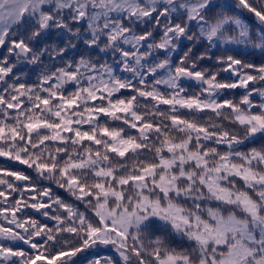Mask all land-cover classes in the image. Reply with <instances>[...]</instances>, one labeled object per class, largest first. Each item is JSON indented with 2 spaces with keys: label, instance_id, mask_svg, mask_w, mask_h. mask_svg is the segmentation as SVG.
<instances>
[{
  "label": "snow or ice",
  "instance_id": "1",
  "mask_svg": "<svg viewBox=\"0 0 264 264\" xmlns=\"http://www.w3.org/2000/svg\"><path fill=\"white\" fill-rule=\"evenodd\" d=\"M231 7L0 0V264H264V0Z\"/></svg>",
  "mask_w": 264,
  "mask_h": 264
},
{
  "label": "flooded vegetation",
  "instance_id": "2",
  "mask_svg": "<svg viewBox=\"0 0 264 264\" xmlns=\"http://www.w3.org/2000/svg\"><path fill=\"white\" fill-rule=\"evenodd\" d=\"M219 2L225 3L229 6H233V7H231L230 14L239 15L240 18L246 24H248L250 27H254L256 25L257 22H256L255 18L250 13H247V11H245V10L237 9L234 7L236 0H219ZM0 54H2V50H0ZM3 167H11V168L21 169V170H25V171H30V170H27L26 166H24V165H20L17 162H9V161L5 160L4 158H0V168H3ZM52 187L57 192L56 186L53 185ZM62 193H63L62 195H60L59 193L58 194L63 197L65 192H62Z\"/></svg>",
  "mask_w": 264,
  "mask_h": 264
},
{
  "label": "trees",
  "instance_id": "3",
  "mask_svg": "<svg viewBox=\"0 0 264 264\" xmlns=\"http://www.w3.org/2000/svg\"><path fill=\"white\" fill-rule=\"evenodd\" d=\"M55 186V185H54ZM66 193V192H65ZM64 198V197H63ZM65 200H69V201H72L73 200V198L72 197H70L69 196V194H66V196H65ZM81 210H83V208H82V206H81ZM103 254H110V253H108V251L107 250H103Z\"/></svg>",
  "mask_w": 264,
  "mask_h": 264
},
{
  "label": "rangeland",
  "instance_id": "4",
  "mask_svg": "<svg viewBox=\"0 0 264 264\" xmlns=\"http://www.w3.org/2000/svg\"><path fill=\"white\" fill-rule=\"evenodd\" d=\"M57 192L60 194V195H62L63 193L62 192H65V191H63L62 189H58L57 188ZM66 194H68L67 192L64 194V199H65V196H66Z\"/></svg>",
  "mask_w": 264,
  "mask_h": 264
}]
</instances>
